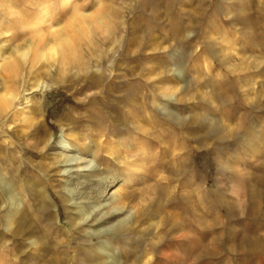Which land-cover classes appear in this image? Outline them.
Returning <instances> with one entry per match:
<instances>
[{"label":"rangeland","instance_id":"obj_1","mask_svg":"<svg viewBox=\"0 0 264 264\" xmlns=\"http://www.w3.org/2000/svg\"><path fill=\"white\" fill-rule=\"evenodd\" d=\"M41 1L0 0V264H264V0Z\"/></svg>","mask_w":264,"mask_h":264},{"label":"bare ground","instance_id":"obj_2","mask_svg":"<svg viewBox=\"0 0 264 264\" xmlns=\"http://www.w3.org/2000/svg\"><path fill=\"white\" fill-rule=\"evenodd\" d=\"M44 1V2H43ZM41 2H43V4L35 11L33 12L31 15L23 18L21 21V24L26 27V26H30V25H35V24H44L46 25L47 23H49L52 18L54 16H51V13H53V11L55 10L56 6H55V2L51 1V0H43ZM64 2H66V5L64 3L65 8H67L70 5V2L68 0H64ZM37 6V5H36ZM37 8V7H36ZM35 10V9H34ZM99 14V13H98ZM97 14V15H98ZM102 16V14H100ZM99 15V16H100ZM80 16V15H78ZM77 16V17H78ZM82 16V15H81ZM80 16V17H81ZM22 17V16H21ZM75 15V19L77 18ZM84 18V17H83ZM74 19V20H75ZM54 20V19H53ZM79 20V19H78ZM76 21V20H75ZM83 22V21H80ZM59 31V28L54 29L52 26H50L49 32L52 34H55ZM83 31V30H82ZM72 39V38H70ZM55 45H53L52 47H50L47 50V53L42 54L41 58L42 59H46V55H51L53 57L55 56H62L65 54L64 56H62V58L64 60H66L69 57H72L74 54L73 50H72V45L70 43V41L68 40H61L60 37H57L55 40ZM75 47H73L74 49ZM60 52V53H59ZM11 70H14L13 68H10ZM18 71V70H17ZM17 74V73H16ZM6 75V74H5ZM11 75V74H10ZM9 80V79H8ZM8 96V95H7ZM11 98V95H9ZM84 208V207H83ZM117 210V209H116ZM82 212L85 213V211L82 210Z\"/></svg>","mask_w":264,"mask_h":264}]
</instances>
